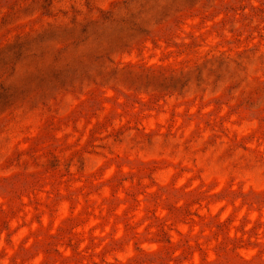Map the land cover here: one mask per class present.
I'll return each instance as SVG.
<instances>
[{
	"label": "rangeland",
	"instance_id": "374dc122",
	"mask_svg": "<svg viewBox=\"0 0 264 264\" xmlns=\"http://www.w3.org/2000/svg\"><path fill=\"white\" fill-rule=\"evenodd\" d=\"M0 264H264V0H0Z\"/></svg>",
	"mask_w": 264,
	"mask_h": 264
},
{
	"label": "trees",
	"instance_id": "16d2710c",
	"mask_svg": "<svg viewBox=\"0 0 264 264\" xmlns=\"http://www.w3.org/2000/svg\"><path fill=\"white\" fill-rule=\"evenodd\" d=\"M42 179L43 178H39L36 182H34V184H33V186H35V185H37V184H39L41 181H42ZM92 214V212L88 209L87 210V215H91ZM155 219L156 220H160L159 219V217L158 216H155ZM127 226L130 228V229H132V225H131V223H130V221H129V219L127 220ZM160 224H161V228H160V234L163 236V237H165V239H166V242L169 244V245H171V244H173V242H172V239H171V236H167V233H166V231H165V223H164V221H160ZM75 227V226H74ZM74 227H72V228H74ZM71 233H73V235L74 236H76L78 233H76V232H72L71 231ZM167 237V238H166ZM94 239H95V237H94ZM186 247H187V249H189V248H191L192 247V245H191V243L188 241V240H186V242H185V244H184ZM198 247L200 248V249H202V247H201V243H198ZM80 252V251H79ZM78 252V253H79ZM144 253V252H143ZM142 253V254H143Z\"/></svg>",
	"mask_w": 264,
	"mask_h": 264
}]
</instances>
